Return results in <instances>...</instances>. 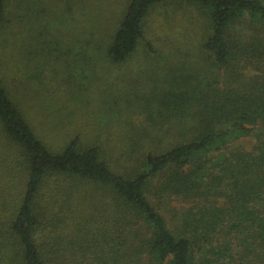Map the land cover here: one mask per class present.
Here are the masks:
<instances>
[{"label":"trees","instance_id":"16d2710c","mask_svg":"<svg viewBox=\"0 0 264 264\" xmlns=\"http://www.w3.org/2000/svg\"><path fill=\"white\" fill-rule=\"evenodd\" d=\"M17 1L0 0V35L10 15L35 32L41 73L82 56L96 79L144 43L153 53L145 22L172 0H129L118 29L73 49L35 28L37 0ZM177 1L207 19L206 64L148 61L135 91L118 81V104L142 119L120 143L98 128L51 146L0 77V264H264V0Z\"/></svg>","mask_w":264,"mask_h":264},{"label":"rangeland","instance_id":"374dc122","mask_svg":"<svg viewBox=\"0 0 264 264\" xmlns=\"http://www.w3.org/2000/svg\"><path fill=\"white\" fill-rule=\"evenodd\" d=\"M37 1V4L30 3L33 0H23L21 3L36 7L35 12L29 13V17L36 19L38 25L35 28L47 30L44 35L47 40L53 42L57 39L63 49L78 47L80 39H89L91 30H96L97 35L102 37L108 32L113 33L118 29L129 4V0H42L49 12L47 17H40V0ZM18 4L17 0H10L9 11L15 10ZM8 17L12 21L7 23L0 35V77L5 79L15 98L22 102L32 124L44 133L41 136L54 147L67 141L73 132L84 130L89 134L98 128L105 129L104 137L108 135L110 144L120 143V130L140 123L142 119L138 113L130 114L124 109L126 102L118 104L121 102L116 97L118 81H121L119 84L124 89L131 84L135 91L137 83L146 81V71L151 69L150 65L156 69L165 67L168 61L192 65L194 68H202L206 64L202 43L209 36L207 19L196 7L177 0L155 7L147 17L146 37L153 44L155 52L150 53L144 43L128 65L110 70L111 73L101 69L96 79L86 77V73H83L85 69L79 70L83 63L82 56H77L75 60L71 57V62L64 67L60 59L52 60L55 62L45 66L41 73L40 50L31 44L35 32L26 25L19 26L12 16ZM25 20H28V16ZM52 35L57 38L54 40ZM36 42L37 38L35 45ZM28 51L34 53L29 56L31 62L26 58ZM156 52L158 57H166L165 60H154L159 64L152 60L157 57ZM147 54L151 58H146ZM31 69L37 70L32 83L29 77ZM34 82L35 96L32 90ZM44 94L47 99H44ZM41 101L45 102L48 109L44 108L46 105L41 104ZM111 108L112 112L108 111ZM118 109H122V112L116 116L113 112H118ZM247 140L241 139L242 142Z\"/></svg>","mask_w":264,"mask_h":264}]
</instances>
